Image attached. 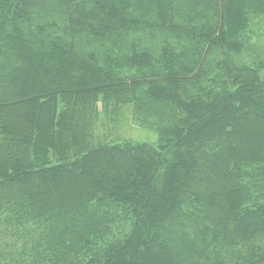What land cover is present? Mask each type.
Here are the masks:
<instances>
[{
    "label": "trees",
    "instance_id": "trees-1",
    "mask_svg": "<svg viewBox=\"0 0 264 264\" xmlns=\"http://www.w3.org/2000/svg\"><path fill=\"white\" fill-rule=\"evenodd\" d=\"M256 21L264 0H0V264H264ZM122 110L157 143L97 140Z\"/></svg>",
    "mask_w": 264,
    "mask_h": 264
},
{
    "label": "rangeland",
    "instance_id": "rangeland-1",
    "mask_svg": "<svg viewBox=\"0 0 264 264\" xmlns=\"http://www.w3.org/2000/svg\"><path fill=\"white\" fill-rule=\"evenodd\" d=\"M245 37L247 39L245 43L246 50L241 59H248L247 54H264V21H256V23L252 24L250 32ZM95 137L101 142L120 139L132 143L150 145L157 143L156 133L139 128L130 120L129 112L126 110H122L119 113L118 121H112L109 124L108 121L103 120L98 123Z\"/></svg>",
    "mask_w": 264,
    "mask_h": 264
}]
</instances>
